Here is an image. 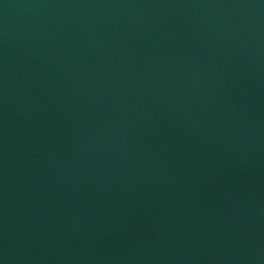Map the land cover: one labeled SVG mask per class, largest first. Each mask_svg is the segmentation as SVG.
Wrapping results in <instances>:
<instances>
[{"label": "water", "instance_id": "water-1", "mask_svg": "<svg viewBox=\"0 0 264 264\" xmlns=\"http://www.w3.org/2000/svg\"><path fill=\"white\" fill-rule=\"evenodd\" d=\"M0 264H264V0H0Z\"/></svg>", "mask_w": 264, "mask_h": 264}]
</instances>
